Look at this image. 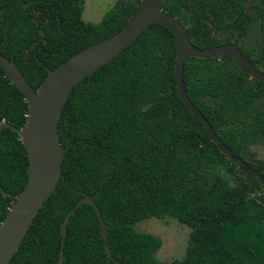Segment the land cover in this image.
Here are the masks:
<instances>
[{
  "label": "trees",
  "instance_id": "16d2710c",
  "mask_svg": "<svg viewBox=\"0 0 264 264\" xmlns=\"http://www.w3.org/2000/svg\"><path fill=\"white\" fill-rule=\"evenodd\" d=\"M83 3L0 0V53L15 62L34 89L47 67L53 69L119 31L140 0H115L97 22L83 20ZM229 4L163 0L161 8L186 26L194 46L206 48L237 35L220 39L218 31L232 32L233 22L246 18L243 9L229 11ZM260 17L264 41V11ZM262 50L249 59L256 67L264 64ZM175 54L172 32L153 23L73 87L58 122L59 141L66 148L61 174L9 264H56L61 222L80 198L96 192L108 244L122 264H264V189L214 142L203 144L207 130L177 92ZM183 80L192 103L233 155L264 177V158H256L251 149L264 145V83L250 78L226 55L188 57ZM27 112L25 95L0 67V123L21 128ZM27 164L16 131L2 128L3 192L14 197L21 192ZM3 192L0 224L12 201ZM150 217H171L190 227L182 258L167 262L155 257L161 239L134 227ZM63 264H116L104 248L90 204H81L69 219Z\"/></svg>",
  "mask_w": 264,
  "mask_h": 264
},
{
  "label": "water",
  "instance_id": "95a60500",
  "mask_svg": "<svg viewBox=\"0 0 264 264\" xmlns=\"http://www.w3.org/2000/svg\"><path fill=\"white\" fill-rule=\"evenodd\" d=\"M162 1L140 0L137 12L119 31L84 47L55 68L47 67V75L36 89L28 83L15 62L0 53L1 69L11 83L25 95L28 106L23 127L16 128L7 122L0 123V130L4 127H10L16 131L26 148L28 158L26 168L28 179L21 192L14 197L3 192L0 188L5 195L12 197L11 206L0 224V264H9L29 225L43 203L54 191L58 182L63 153L66 150L59 141L58 122L73 87L86 76L91 75L111 61L153 23L167 27L174 36L176 46L175 85L184 106L204 124L207 130L208 138L203 141V144L210 141L214 142L218 149L243 173L257 177L261 183V188L264 189V177L261 172L249 166L239 156L233 155L231 149L215 133L204 114L192 103L185 89L183 64L188 57L208 58L226 54L232 57L250 78L264 83V72L256 69L235 43L228 42L208 48L194 46L189 39L187 28L176 17L162 10ZM96 194L83 196L66 213L60 224V250L56 264H63L67 224L76 209L83 203L92 205L97 214L101 236L104 239V248L109 257L116 264H122L112 255L103 217L94 202Z\"/></svg>",
  "mask_w": 264,
  "mask_h": 264
},
{
  "label": "rangeland",
  "instance_id": "374dc122",
  "mask_svg": "<svg viewBox=\"0 0 264 264\" xmlns=\"http://www.w3.org/2000/svg\"><path fill=\"white\" fill-rule=\"evenodd\" d=\"M115 0H84L82 18L85 21L97 22L112 6ZM251 149L256 152L258 158H264V145L255 144ZM134 227L143 232L158 236L162 243L155 252V257L162 261L170 262L173 259L182 258L187 244L190 227L181 224L175 218L166 217L157 219L154 217L137 222Z\"/></svg>",
  "mask_w": 264,
  "mask_h": 264
},
{
  "label": "flooded vegetation",
  "instance_id": "af4514ba",
  "mask_svg": "<svg viewBox=\"0 0 264 264\" xmlns=\"http://www.w3.org/2000/svg\"><path fill=\"white\" fill-rule=\"evenodd\" d=\"M224 1L227 4L228 2L230 3L229 6H227L229 11H236L238 9H243L246 13V18L243 20L240 19L237 22H233L235 24L234 25L235 27L232 30V32L229 31L226 33V32H221V30H219L218 34L220 39L227 38L229 34L231 35L237 34V35L231 36V39L228 40L225 39L220 44L214 46L232 42L237 44V47L239 48L241 53L244 56H246L248 59L257 58L259 55H261V52L263 51L262 49L264 48V41L262 40V29L260 28V22H261L260 15L264 11V0H224ZM235 17L236 15L233 16V18ZM235 36H237L236 39L234 38ZM224 55L217 56L216 58H221ZM263 65L259 63L257 65L258 67H256L255 65L254 66L256 69L264 72ZM256 158H258L257 155ZM249 160L252 162L254 161L253 157H251Z\"/></svg>",
  "mask_w": 264,
  "mask_h": 264
}]
</instances>
